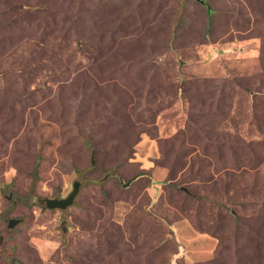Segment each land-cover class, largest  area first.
<instances>
[{"label":"rangeland","instance_id":"rangeland-1","mask_svg":"<svg viewBox=\"0 0 264 264\" xmlns=\"http://www.w3.org/2000/svg\"><path fill=\"white\" fill-rule=\"evenodd\" d=\"M0 264H264V0H0Z\"/></svg>","mask_w":264,"mask_h":264},{"label":"water","instance_id":"water-1","mask_svg":"<svg viewBox=\"0 0 264 264\" xmlns=\"http://www.w3.org/2000/svg\"><path fill=\"white\" fill-rule=\"evenodd\" d=\"M129 182H126L123 184V186H127ZM80 181L75 180L72 183V189L71 191L65 196V197H59V198H45L44 204L47 209H59V210H65L66 208L73 205L76 196L78 195L79 189H80ZM20 222V219H12L8 222V229H11L13 226L18 224Z\"/></svg>","mask_w":264,"mask_h":264},{"label":"trees","instance_id":"trees-1","mask_svg":"<svg viewBox=\"0 0 264 264\" xmlns=\"http://www.w3.org/2000/svg\"><path fill=\"white\" fill-rule=\"evenodd\" d=\"M95 156H96V154H95V150L93 149L92 150V160L93 161H95ZM141 175V173H138V174H136L135 176H133L132 178H130V179H128V180H124V179H122L123 181H125L124 183H126V182H131V181H133L134 179H136V178H138L139 176ZM186 193V192H185ZM188 193V192H187Z\"/></svg>","mask_w":264,"mask_h":264}]
</instances>
